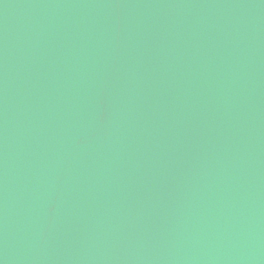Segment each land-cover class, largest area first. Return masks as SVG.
<instances>
[{
	"label": "water",
	"instance_id": "obj_1",
	"mask_svg": "<svg viewBox=\"0 0 264 264\" xmlns=\"http://www.w3.org/2000/svg\"><path fill=\"white\" fill-rule=\"evenodd\" d=\"M0 264H264V0H0Z\"/></svg>",
	"mask_w": 264,
	"mask_h": 264
}]
</instances>
